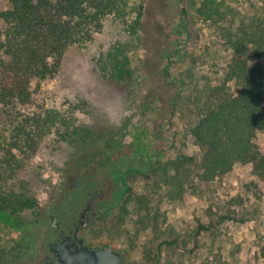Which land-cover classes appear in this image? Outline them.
<instances>
[{
    "label": "rangeland",
    "instance_id": "rangeland-1",
    "mask_svg": "<svg viewBox=\"0 0 264 264\" xmlns=\"http://www.w3.org/2000/svg\"><path fill=\"white\" fill-rule=\"evenodd\" d=\"M132 1L143 7L135 34L107 18L90 43L68 49L57 75L40 84L34 103L13 112V117H33L51 111L71 131L92 134L74 146L63 132L41 128L33 150L14 149L16 178L39 203L23 212L22 220L30 227L44 214L81 151L114 139L133 151L124 169L142 164L147 170L129 175L120 204L80 233L87 246L110 247L126 264H264V180L252 165H237L210 183L201 182L188 165L179 175L181 198L166 196L172 187L164 166L178 155L200 159L190 135L199 114L196 100L201 89L219 83L229 51L195 18L202 0ZM239 7L242 15L252 13L246 2ZM182 8L186 43L176 47ZM116 49L130 64L131 77L122 83L108 78L102 65ZM168 56L175 59L168 63ZM253 142L264 153V133ZM28 231L0 226V264L29 245Z\"/></svg>",
    "mask_w": 264,
    "mask_h": 264
},
{
    "label": "trees",
    "instance_id": "trees-1",
    "mask_svg": "<svg viewBox=\"0 0 264 264\" xmlns=\"http://www.w3.org/2000/svg\"><path fill=\"white\" fill-rule=\"evenodd\" d=\"M244 2L252 9L249 15L241 14ZM142 10V4L132 0H0V226L25 229L29 225L21 214L39 206L29 185L16 178L15 148L22 153L33 150L41 128L63 132V139L74 146L92 135L87 129L71 131L70 124L51 111L33 117H13V112L30 107L40 84L57 75L68 49L90 43L107 18L135 34ZM181 10L176 47L186 43L187 11ZM195 18L212 29L230 57L219 83L201 89L196 100L199 114L190 135L200 148L199 161L178 155L164 166L165 182L172 187L166 192L170 200L181 198L179 175L188 165L204 183L247 164L264 180V153L253 142L264 133V0H202ZM174 59L167 57L168 63ZM102 65L114 81L131 77L121 49L111 51ZM146 170L142 164L139 169L127 167L121 177L144 175Z\"/></svg>",
    "mask_w": 264,
    "mask_h": 264
},
{
    "label": "flooded vegetation",
    "instance_id": "flooded-vegetation-1",
    "mask_svg": "<svg viewBox=\"0 0 264 264\" xmlns=\"http://www.w3.org/2000/svg\"><path fill=\"white\" fill-rule=\"evenodd\" d=\"M132 152L114 139L103 147L98 144L81 151L58 183L44 214L25 228L30 230L29 245L2 264H42L44 258H54L50 245L70 238L82 239L87 246L80 233L115 209L128 189L127 177L121 176L132 162L128 156Z\"/></svg>",
    "mask_w": 264,
    "mask_h": 264
},
{
    "label": "water",
    "instance_id": "water-1",
    "mask_svg": "<svg viewBox=\"0 0 264 264\" xmlns=\"http://www.w3.org/2000/svg\"><path fill=\"white\" fill-rule=\"evenodd\" d=\"M54 258H44L42 264H126L122 256L110 247L89 248L82 239H66L50 245Z\"/></svg>",
    "mask_w": 264,
    "mask_h": 264
}]
</instances>
